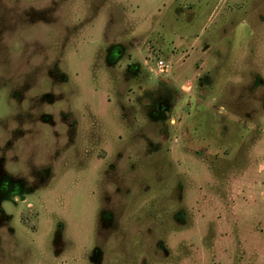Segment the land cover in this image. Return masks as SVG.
Here are the masks:
<instances>
[{
  "label": "rangeland",
  "instance_id": "374dc122",
  "mask_svg": "<svg viewBox=\"0 0 264 264\" xmlns=\"http://www.w3.org/2000/svg\"><path fill=\"white\" fill-rule=\"evenodd\" d=\"M252 2L264 10V0ZM61 4L83 13V21L66 30L62 20L47 23L52 22L47 13L53 9H30L29 22L44 21L23 26L31 31L30 38L17 35L20 27L0 29V120L14 125L20 102L26 108L29 101L24 97L32 94H38L34 102L44 109L62 104L57 100L62 96L48 91L50 78L56 83L53 90L68 79L58 65L49 69L50 78L41 77L32 84L26 78L50 49L70 62L87 55L89 38L103 27L106 41L118 30L125 37V42H113L105 49V65L118 79L123 71L120 88L126 92V101L135 105H120L122 119L131 123L142 114V106L151 122L150 134L159 143L145 137L148 154L128 168L138 178L129 187L117 189L108 205L112 210H101L99 225L88 186L68 193L61 212L65 225L58 223L54 236L51 219L33 205L51 170L45 169L39 182L29 185L9 173L20 171L21 164L0 157V264H16L9 250L17 246L18 235L36 237L41 243L47 236L46 254L53 264H73L74 248L81 254L80 264H172L176 254L183 264H264V136L234 123V115L230 119L205 108L211 104L209 86L215 74L205 73L197 81L195 87L205 91L203 104L185 99L187 92L195 95L192 84L173 88L167 79L173 69L179 71L213 53L222 57L233 46L238 0H61ZM133 29L141 34L128 41ZM203 43L210 47L205 44L201 50ZM247 52L264 60V47L253 44ZM158 60L169 65L168 72L158 73ZM157 83L155 90L143 89ZM259 85H264V78L256 74L250 90ZM101 102L111 100L105 95ZM70 117L71 113H61L72 142L79 125ZM39 119L37 125L45 130L55 126V119L64 130L60 117L41 113ZM182 120L185 123L178 128ZM30 126L25 121L23 127ZM28 135L17 130L16 140L5 148L15 151ZM94 148L99 157L105 156L103 141ZM121 156L117 154L118 159ZM120 163L129 164L128 153ZM177 170L185 175L177 176ZM62 230L66 239L74 238L75 245L64 243ZM162 235L165 241L157 239Z\"/></svg>",
  "mask_w": 264,
  "mask_h": 264
},
{
  "label": "clouds",
  "instance_id": "9594fccd",
  "mask_svg": "<svg viewBox=\"0 0 264 264\" xmlns=\"http://www.w3.org/2000/svg\"><path fill=\"white\" fill-rule=\"evenodd\" d=\"M38 3L40 0H0V29L20 27L21 31L17 35L26 39L30 38L31 31L24 29L23 26L43 21L29 22L26 13L30 9L38 12L53 9L47 13L52 18V22L47 23L62 20L66 30L72 29L84 19L83 13L77 12L75 8L68 5L62 6L61 0H45L40 6H37ZM262 17H264V10L254 6L252 0H247V3H240L238 0L233 46L226 50L222 57L213 53L182 66L179 71L173 69L167 78L173 88L181 84H192L195 95L193 92H187L184 94L185 99L196 104H203L205 91L203 89L201 92L195 86L203 74L208 73L211 77L215 74L209 86L211 104L205 108H214V115L223 114L230 119L234 115L236 117L234 123H243L249 132L260 136H264V85L256 86L251 90L250 88L256 74L264 78V60L249 56L247 50L253 44L264 47V19ZM241 28L245 30L243 34L240 31ZM140 34V30L133 29L128 34V41ZM89 41L90 52L75 62L68 61L55 49H50L49 53H46V58L42 57L35 64L25 80L32 84L41 77L50 78L49 69L58 65L59 69L67 74L68 79L61 83L62 86L58 90H53L56 83L54 84L50 78L48 91L58 97L62 96L57 99L62 100V104L58 107L44 109L42 105L34 102L38 94H32L24 97L29 101L26 108L23 106V101L20 102L21 107L15 113L16 123L14 125L0 120V136L7 133L5 138L0 140V157L22 165L20 171L9 172L12 176L22 177L31 185L39 182V177L45 169L51 170L50 178H46L43 187H38H42V190L33 197V205L51 219L52 236H54L58 223L62 222L65 225L61 212L66 206L67 194L84 185L88 186L90 197L94 200V212L99 225L101 210H112L108 205L111 204L113 195L122 188L129 187L130 182L138 178L132 177L128 168L134 165L137 159L148 154L145 137L159 143L150 134L151 122L142 106V114L135 117L131 123L122 119L123 112L120 105L124 104L129 107L135 105L126 101V92L120 88L123 71L118 79L116 74L105 65V49L113 42H125V37L118 30L106 41L103 27H100L89 38ZM205 44L210 47L208 43H203L201 50ZM162 77H159L158 81ZM157 87L158 83L153 87L143 89L155 90ZM105 95L111 103L101 102V97ZM198 97H200L199 101ZM38 107L39 111L36 110ZM62 112L71 113L70 118L76 120L79 125L72 142L69 140L68 125L61 121ZM41 113H50L54 119L60 117L59 123L65 125L64 130L61 131L57 126L56 119L55 126L50 129L45 130L39 127L37 121H40ZM245 113H250V117ZM25 121L31 126L23 127ZM184 123L185 121L182 120L177 127H182ZM17 130H22L23 134L28 133L29 135L23 143L16 145L15 151L10 152L5 145L10 140L12 142L16 140L18 135L14 138V133ZM137 137L139 141L136 140ZM97 141H103L106 145L103 158L95 154L94 144ZM118 153H122L121 157L128 153V165L120 163L121 157L117 158ZM111 164L115 165L114 169L109 168ZM176 175L183 177L185 173L177 170ZM118 188L119 191H117ZM105 197H110V200L106 201ZM178 209L180 208L175 209L174 213ZM23 212L24 209L21 208L20 213L23 214ZM12 214L15 215V213ZM9 226L15 229V225ZM98 230L97 228V235ZM62 239L65 244L71 242L75 245L74 238L66 239L63 230ZM157 239L165 241V236H159ZM16 240L17 246L9 250V254L16 258V264H53L46 254V246L49 242L47 236L42 237L43 243L31 236L26 238L18 235ZM51 242L53 243V240ZM80 255L74 248L73 264H80ZM172 264H183L179 254L174 256Z\"/></svg>",
  "mask_w": 264,
  "mask_h": 264
},
{
  "label": "built area",
  "instance_id": "2783aa9c",
  "mask_svg": "<svg viewBox=\"0 0 264 264\" xmlns=\"http://www.w3.org/2000/svg\"><path fill=\"white\" fill-rule=\"evenodd\" d=\"M168 67H169V65L166 62H164L163 60H158L156 62V68L158 69L159 74H164V73L168 72Z\"/></svg>",
  "mask_w": 264,
  "mask_h": 264
}]
</instances>
